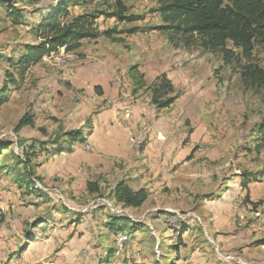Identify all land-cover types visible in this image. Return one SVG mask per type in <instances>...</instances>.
<instances>
[{
    "label": "rangeland",
    "instance_id": "obj_1",
    "mask_svg": "<svg viewBox=\"0 0 264 264\" xmlns=\"http://www.w3.org/2000/svg\"><path fill=\"white\" fill-rule=\"evenodd\" d=\"M1 1L22 16L0 5V264H264V82L243 75L264 72V35L226 59L162 29L160 0H124L123 18L73 0L61 21L95 14L97 36L25 65L57 0ZM122 181L141 206L115 198Z\"/></svg>",
    "mask_w": 264,
    "mask_h": 264
},
{
    "label": "trees",
    "instance_id": "obj_2",
    "mask_svg": "<svg viewBox=\"0 0 264 264\" xmlns=\"http://www.w3.org/2000/svg\"><path fill=\"white\" fill-rule=\"evenodd\" d=\"M73 0H57L52 12L48 13L36 26V33L44 42L39 45L29 46L20 57L19 63L25 65L36 64L44 55L55 51L59 47L66 46L73 49L79 46V42L85 38L96 37L97 33L93 27L97 15L85 13L77 15L72 20L61 21V16H68L70 13L69 4ZM108 1V0H107ZM160 15L165 23L161 28L170 30L172 33L180 34L189 41L196 38L199 44L206 50L213 53H222L226 59L234 57L235 50L239 49L244 58L250 59L253 54L256 35H264V0H160ZM5 3V4H4ZM7 1H1L0 5L8 6L9 14L20 18L22 14L15 7L6 5ZM114 14L119 18L127 10L124 0H112ZM133 78H136L135 70L131 71ZM245 78L262 85L264 72L256 66L249 65L243 73ZM144 86L141 81H136ZM163 89L157 88L154 91L153 100L166 96L173 90L169 82L161 84ZM166 88V89H164ZM6 90L0 91V105L6 100ZM156 94V95H155ZM174 97L158 102L159 106H168L173 102ZM26 123L25 118L20 121V126ZM264 131V124L261 125ZM85 133L82 131L72 132L67 136L73 145L78 141L84 142ZM59 145V141L55 143ZM64 151L65 146L57 149ZM25 162L29 161L28 151L24 152ZM248 182V181H247ZM251 182V181H250ZM92 187L91 183H88ZM33 188V187H32ZM115 198L125 207H139L148 198V191L144 188L134 191L125 182H119L114 189ZM128 225H134L130 217L113 214L110 216L106 226L117 233H124ZM45 226V225H44Z\"/></svg>",
    "mask_w": 264,
    "mask_h": 264
},
{
    "label": "built area",
    "instance_id": "obj_3",
    "mask_svg": "<svg viewBox=\"0 0 264 264\" xmlns=\"http://www.w3.org/2000/svg\"><path fill=\"white\" fill-rule=\"evenodd\" d=\"M61 60H62V61H65V60H66V58H64V57H63V58H61ZM160 134H161V133H160ZM139 145H140V144H139V142H138V141H136V142H135V144H134V146H135L136 148H138V147H139ZM90 146H91V145H90ZM90 146H86V147L88 148V147H90Z\"/></svg>",
    "mask_w": 264,
    "mask_h": 264
}]
</instances>
